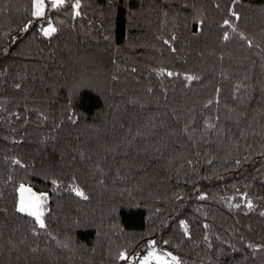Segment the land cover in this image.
<instances>
[{"label": "trees", "instance_id": "1", "mask_svg": "<svg viewBox=\"0 0 264 264\" xmlns=\"http://www.w3.org/2000/svg\"><path fill=\"white\" fill-rule=\"evenodd\" d=\"M34 4L0 0V264H264V0Z\"/></svg>", "mask_w": 264, "mask_h": 264}, {"label": "rangeland", "instance_id": "2", "mask_svg": "<svg viewBox=\"0 0 264 264\" xmlns=\"http://www.w3.org/2000/svg\"><path fill=\"white\" fill-rule=\"evenodd\" d=\"M64 1L65 0H63V2ZM46 3H48V5L52 7V0H43V4H44L43 12H44ZM35 4H36V0H35ZM35 4H34V7H35ZM36 11L37 9L35 7V12ZM49 28L51 27L50 26L46 27L47 31L49 30ZM21 186H23V189ZM37 198H39L38 210L43 213L45 200L42 197V195L36 192L35 190H33L30 186L22 184L18 188L17 208L20 206L21 202H23L26 206L29 205L30 203H36ZM37 224L40 225L38 221H37ZM125 257L126 258L122 260L121 264H128V263L129 264H179L175 256H173L166 250H163L157 246L150 247L145 252V254H143L137 259H133L130 256H125Z\"/></svg>", "mask_w": 264, "mask_h": 264}, {"label": "snow or ice", "instance_id": "3", "mask_svg": "<svg viewBox=\"0 0 264 264\" xmlns=\"http://www.w3.org/2000/svg\"><path fill=\"white\" fill-rule=\"evenodd\" d=\"M62 3H63V0H52V7H57L60 4H62ZM35 7H36L37 11L34 12L33 15L41 16L43 14V8H44L43 0H36ZM76 7L78 8L79 4H77ZM78 14L79 13H77V15ZM227 23L228 22L225 21V24H227ZM55 31H56L55 28H49V30L45 32V35H49L51 32H55ZM224 39H228L227 35H225ZM168 74L171 75V73H168ZM188 79H193V77H188ZM17 163H19V162L17 161ZM21 187L23 189V186H21ZM76 194L78 196H81V197L85 198V199L87 198L82 191L76 190ZM249 207H251L250 203H249ZM38 208H39V198H37V202L36 203H30L27 206L23 202H21L20 206L18 207V211L21 212V213H27L28 215L35 217V219L39 222L40 227H44L45 226L44 225V221L41 218L43 213L40 212L38 210ZM120 258L124 259L126 257H125V255L123 253H121Z\"/></svg>", "mask_w": 264, "mask_h": 264}]
</instances>
